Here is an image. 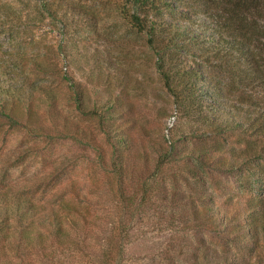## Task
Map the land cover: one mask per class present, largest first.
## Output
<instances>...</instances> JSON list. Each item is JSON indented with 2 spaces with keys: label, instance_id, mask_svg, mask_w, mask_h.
I'll return each instance as SVG.
<instances>
[{
  "label": "rangeland",
  "instance_id": "rangeland-1",
  "mask_svg": "<svg viewBox=\"0 0 264 264\" xmlns=\"http://www.w3.org/2000/svg\"><path fill=\"white\" fill-rule=\"evenodd\" d=\"M176 1L164 16L179 30L176 70H194L181 78L107 0H70L57 18L39 0H0L21 20L0 24V66L49 88L59 120L65 117L51 124L45 103L33 116L43 129L4 121L0 190L30 199L43 218L62 217L73 239L42 248L0 238V264H101L119 221L106 132L126 146L129 213L120 224L131 229L120 264H264V134L250 125L261 114L250 104L264 101V84L242 73L247 62L229 70L233 62L216 48L227 44H212L203 4ZM252 44L264 68V30ZM219 57L228 69L216 67ZM214 81L223 88L225 112L208 97ZM169 145L172 157L154 171L155 149ZM207 150L218 159L215 167L191 155ZM143 181L151 194L142 204ZM64 202L77 213L63 209Z\"/></svg>",
  "mask_w": 264,
  "mask_h": 264
},
{
  "label": "trees",
  "instance_id": "trees-1",
  "mask_svg": "<svg viewBox=\"0 0 264 264\" xmlns=\"http://www.w3.org/2000/svg\"><path fill=\"white\" fill-rule=\"evenodd\" d=\"M42 4L43 11L50 17H58L60 13L67 11V5L70 0H39ZM113 3L116 12L133 28L136 32L146 34L150 44L158 51L159 62L171 64L173 73L177 78L183 76L189 77L191 72H181L176 70L175 60L177 58L174 48H180L178 37V26L174 22V18L170 16V20H166V11L174 9L171 0H107ZM186 0H177L180 5L185 4ZM203 4L202 14L209 18L212 23V34L210 37L212 44L224 42L227 47L222 49L216 47L218 51L222 50L221 56H229V60L233 62L230 71L239 70L244 62L249 65L248 69H243L242 73L251 76L252 79L264 84V68L261 55H257L254 51L255 34H260L264 30V0H192ZM189 5V4H188ZM189 7H192L189 5ZM176 19V18H175ZM20 22V18L16 16L9 8L0 7V24L6 22ZM167 21V22H164ZM258 21H262L259 24ZM180 35V34H179ZM214 39V40H213ZM260 51L264 52L262 47ZM166 58V59H165ZM216 67L219 69H228L226 66L219 65L224 61L219 57ZM221 62V63H220ZM224 64V63H223ZM161 69L162 65L158 63ZM212 92L208 97L212 99L216 111L225 112V101L222 86H215L216 82H212ZM79 103L78 108L83 109L81 98H75ZM238 101V100H237ZM250 100L238 101L239 103H249ZM253 101V102H252ZM250 106L251 112H261L250 122L251 127L257 134H264V101L252 100ZM49 111L48 121L51 124L65 123V117L60 115L55 108L56 95L47 87L42 85H33L28 77H21V73L14 68H3L0 66V128L4 121H8L16 126L27 124L37 129H43L40 123L34 119L36 106L45 105ZM242 104V105H243ZM55 112V113H54ZM230 112V110L228 111ZM105 119V118H104ZM63 121V122H62ZM107 140L112 148L109 157V167L115 178L116 185L113 191L116 206L119 211V221L113 226L112 236L110 238L115 242L109 241L108 245L102 253L101 264H120L124 258V238L130 231V227L120 224L122 216L128 211V198L122 189L124 180V166L122 165V152L126 148L123 138H118L115 132H106ZM253 134V133H251ZM255 134V133H254ZM54 135V134H48ZM49 136V137H51ZM174 147L169 145L164 151H157L154 163V171L164 165L172 157ZM264 152V148L260 149ZM103 153V152H102ZM102 153L101 158H102ZM212 150H207L193 155L199 164L209 167H215L218 159L212 157ZM221 160V159H220ZM105 163V160H103ZM140 202L143 204L150 199L151 186L147 181L141 184ZM62 208L71 213H77L76 205L70 202H64ZM132 213V212H131ZM133 214V213H132ZM241 230L245 233L251 232L248 228L242 226ZM71 226H67L66 220L57 214L51 213L46 218L38 215L35 206L31 200L8 191L0 190V238L7 241L9 238H19L24 242L25 246L33 247L35 244L42 248L47 247L49 240L63 243L65 241H73L70 232ZM227 264H230L229 262Z\"/></svg>",
  "mask_w": 264,
  "mask_h": 264
}]
</instances>
